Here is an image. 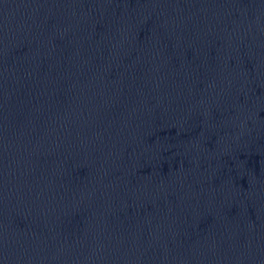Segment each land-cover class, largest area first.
<instances>
[{
  "label": "water",
  "instance_id": "95a60500",
  "mask_svg": "<svg viewBox=\"0 0 264 264\" xmlns=\"http://www.w3.org/2000/svg\"><path fill=\"white\" fill-rule=\"evenodd\" d=\"M0 264H264V0H0Z\"/></svg>",
  "mask_w": 264,
  "mask_h": 264
}]
</instances>
